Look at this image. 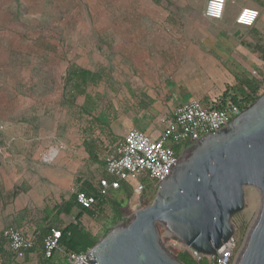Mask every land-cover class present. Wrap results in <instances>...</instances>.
Returning a JSON list of instances; mask_svg holds the SVG:
<instances>
[{"label": "rangeland", "instance_id": "obj_1", "mask_svg": "<svg viewBox=\"0 0 264 264\" xmlns=\"http://www.w3.org/2000/svg\"><path fill=\"white\" fill-rule=\"evenodd\" d=\"M203 2L0 0V171L4 174L0 192L7 198L4 206L11 199L27 198L32 191L37 197L44 194L51 207L70 198L72 186L43 187L38 185L43 181L36 180L35 187H28L23 180L26 175L42 179L45 166H50L45 163L49 160L46 155L58 149L61 141L79 138L86 128L92 110L80 107L76 86L93 94L94 114L106 112L109 98L124 100L119 87L138 71L136 61L139 63L143 41L188 34L181 21L197 17ZM109 147L113 145L106 149ZM143 180L139 183L148 205L154 194H150L151 184ZM131 190L136 201L138 186ZM108 196V201L121 207L127 204L123 188L109 191ZM258 206L257 191L245 189L244 209L231 220L236 225L238 249ZM113 216L110 206L104 217L86 221L84 226L102 230V237L116 224Z\"/></svg>", "mask_w": 264, "mask_h": 264}, {"label": "crops", "instance_id": "obj_2", "mask_svg": "<svg viewBox=\"0 0 264 264\" xmlns=\"http://www.w3.org/2000/svg\"><path fill=\"white\" fill-rule=\"evenodd\" d=\"M205 4L206 0L197 17L181 21L183 31L187 28L188 34L153 36L143 41L145 45L140 46L139 63L136 61L138 71L127 76L119 87L124 91V100L109 98L106 112L94 114L92 108L96 105L93 94L85 92L86 87L79 88L77 85L80 107L92 110L86 128L79 138L70 142L61 141L60 147L55 149V156L45 161L50 166H45L42 179L26 175L23 180L25 185L35 187L36 180L43 181L38 184H42L40 186L57 188H67L77 183L81 186L87 181L96 183L98 178L106 175L104 150L107 145L114 148L126 131L136 129L156 134L162 129L158 124L159 119L172 113L176 106L191 100L206 103L231 93L238 95L244 93L246 84L257 82L252 72L264 73V0H227L220 20L203 16ZM242 7L259 11L253 26L244 27L235 23V17ZM1 155L5 156L4 153ZM3 175L0 171V181H3ZM120 188L130 189L126 184ZM4 194L0 192V229L16 228L25 223L37 228L41 235L36 246L20 264H43V234L50 228L63 229L68 226L79 215V209L73 207L67 214L64 207L69 198L51 207L44 200L45 195L37 197L35 191L31 194L27 192L29 196L21 201L11 199L9 205L4 206L7 203ZM107 208L96 218L92 214L82 213L79 221L84 229H88L84 226L86 221H97L104 217ZM43 209L46 211L43 212ZM21 216H25L23 221L14 224ZM89 230L95 235L102 233V230ZM62 260V256L56 253L52 264H62ZM12 263V253L4 244H0V264Z\"/></svg>", "mask_w": 264, "mask_h": 264}, {"label": "water", "instance_id": "obj_3", "mask_svg": "<svg viewBox=\"0 0 264 264\" xmlns=\"http://www.w3.org/2000/svg\"><path fill=\"white\" fill-rule=\"evenodd\" d=\"M247 188L257 191L259 206L234 264H264V93L224 127L187 146L151 203L112 226L85 262L184 264L162 244L161 227L213 256L234 235L231 220L244 209Z\"/></svg>", "mask_w": 264, "mask_h": 264}, {"label": "built area", "instance_id": "obj_4", "mask_svg": "<svg viewBox=\"0 0 264 264\" xmlns=\"http://www.w3.org/2000/svg\"><path fill=\"white\" fill-rule=\"evenodd\" d=\"M226 1L206 0L203 16L220 20ZM258 17L257 9L242 7L235 17V23L251 27ZM252 75L257 77L258 90L250 98H247L245 93L238 95L231 93L206 103L197 100L187 101L176 106L172 113L159 119L158 124L162 129L156 134L151 135L136 129L126 131L114 148L105 151L103 166L106 175L97 179L95 183L97 192L85 194L80 191V183H77L71 187L70 194L75 196L79 206L92 212L93 218L109 206V191L120 189L121 183L126 180L131 181L132 188L138 186V199L144 189L142 182L139 183L142 179L151 184L150 194H155L160 182L166 178L170 166L187 146L224 127L264 93V73L253 71ZM51 152L46 155V159L54 155ZM36 229L32 228L30 223L16 228L0 229V244H4L12 253V264H20L27 253L35 248L41 235ZM160 235L164 247L175 255L187 253L195 261L205 257L184 245L163 227L160 228ZM60 239V229L50 228L48 233L43 234V264H52L56 253L62 256V264L81 262L88 264L85 261L90 260L86 257L89 249L75 252L61 248ZM237 247V240L233 235L216 250L213 256L205 258L210 260V264H234L239 251Z\"/></svg>", "mask_w": 264, "mask_h": 264}, {"label": "trees", "instance_id": "obj_5", "mask_svg": "<svg viewBox=\"0 0 264 264\" xmlns=\"http://www.w3.org/2000/svg\"><path fill=\"white\" fill-rule=\"evenodd\" d=\"M244 89H245L244 90L245 96L247 98L252 97L258 90L257 82L246 84ZM123 184H126V186L128 185L130 189L132 188V185H133L130 180H126L125 182H122L121 186ZM130 189H127V188L125 189L127 192V196H128V201L125 207H121V204L116 201H113V200L109 201L110 206L113 210V214H114L113 216L114 223L116 224L123 221L134 210L146 204L144 200H147L148 198L147 196L145 198L143 196V192L145 189L141 191L140 196H139L140 199H137L136 201L132 199V196H131L132 190ZM80 191L85 194H95L97 192V186L95 182L87 181L84 184H81ZM73 207L78 208L80 213L74 218V220L68 226L64 227L63 229H60L61 230L60 247L64 249L72 250L75 252H84L90 249L91 247H93L94 244L101 238V235H95L92 233V231L88 229L87 230L84 229V227L79 221V217L82 213H88L91 215L92 212L90 210H86L82 208L81 206H79L75 200V196L71 195L68 203L64 207V212L67 214L70 213ZM49 231L50 229L46 231V233H48ZM177 256L179 260H181L184 264H210L208 259L205 257L199 261H195L187 253L178 254Z\"/></svg>", "mask_w": 264, "mask_h": 264}, {"label": "bare ground", "instance_id": "obj_6", "mask_svg": "<svg viewBox=\"0 0 264 264\" xmlns=\"http://www.w3.org/2000/svg\"><path fill=\"white\" fill-rule=\"evenodd\" d=\"M51 154H56V150H53V151L51 152Z\"/></svg>", "mask_w": 264, "mask_h": 264}]
</instances>
